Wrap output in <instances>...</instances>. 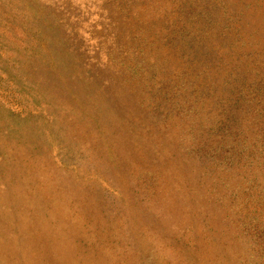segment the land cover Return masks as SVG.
Masks as SVG:
<instances>
[{"label":"rangeland","instance_id":"obj_1","mask_svg":"<svg viewBox=\"0 0 264 264\" xmlns=\"http://www.w3.org/2000/svg\"><path fill=\"white\" fill-rule=\"evenodd\" d=\"M0 264H264V0H0Z\"/></svg>","mask_w":264,"mask_h":264},{"label":"bare ground","instance_id":"obj_2","mask_svg":"<svg viewBox=\"0 0 264 264\" xmlns=\"http://www.w3.org/2000/svg\"><path fill=\"white\" fill-rule=\"evenodd\" d=\"M78 115V114H77ZM90 117V116H89ZM89 121V120H88Z\"/></svg>","mask_w":264,"mask_h":264}]
</instances>
